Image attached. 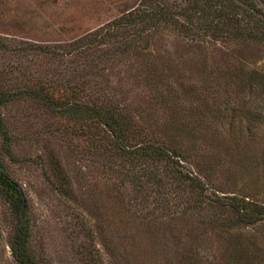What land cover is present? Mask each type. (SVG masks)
<instances>
[{
	"label": "rangeland",
	"instance_id": "rangeland-1",
	"mask_svg": "<svg viewBox=\"0 0 264 264\" xmlns=\"http://www.w3.org/2000/svg\"><path fill=\"white\" fill-rule=\"evenodd\" d=\"M140 3L0 0V85L11 94L1 111L13 152L2 157L24 191L32 249L43 264H183L184 254L177 248L183 237L173 242L166 225L178 213L160 210L154 196L161 194L150 188L145 194L130 179L137 166L112 144L105 126L87 115L62 113L49 96L69 104L113 102L148 134L174 139L185 152L183 165L216 193L246 194L264 203V93L258 83L234 91L224 73L229 62L238 71L256 69V79L264 75V41L198 45L174 25L162 24L146 30L140 56L135 49L122 53L108 39L80 45L90 39L87 33ZM239 106L249 112L237 116ZM198 107L211 109V115L199 116ZM12 228V210L0 194V264H16L9 248ZM245 229L251 234L248 253L264 264V220ZM202 236L199 261L192 263L214 264L220 255L215 235L207 229Z\"/></svg>",
	"mask_w": 264,
	"mask_h": 264
},
{
	"label": "trees",
	"instance_id": "trees-1",
	"mask_svg": "<svg viewBox=\"0 0 264 264\" xmlns=\"http://www.w3.org/2000/svg\"><path fill=\"white\" fill-rule=\"evenodd\" d=\"M258 1L264 4V0H141L137 9L126 11L100 29L87 33L85 38L90 39L80 45L106 43L101 41L108 39L111 40L110 46L121 48L122 53L135 49L136 55L140 56L142 53L139 49L143 46L141 38L147 36L145 32L151 27L162 24L174 25L179 29V33H187L198 45L217 40L244 44L262 42L264 41V9ZM241 9L248 13V18L245 20L242 18ZM220 48L224 49L227 46L222 44ZM228 63L224 62L227 67L224 73L230 76V78L226 77L230 89L235 91V87L243 88L245 85L256 88L259 84L261 92L264 93L263 74L256 79L258 73L256 69L248 71L241 68L238 71L239 69L235 67L231 69ZM162 74V71L157 72L156 78L163 83ZM193 85L183 86V91L192 89ZM163 87L168 91H174L173 88L166 86V82ZM75 88L74 86L71 88V94L74 96L78 93ZM163 92L164 90L161 94ZM10 96L9 89L0 85V194L10 205L13 213L9 248L16 264H43L32 249L31 221L24 191L19 182L6 170L2 157L4 153L11 157L13 155L1 111V105ZM49 97L51 104L62 113L72 114V117L87 115L92 124L102 123L111 134L112 144L137 166V172L132 173L130 179L134 180L145 194L148 188L150 191L155 189V193L161 194L158 197L154 196L160 204V210L164 207V210L178 213L177 216L169 217L166 225L169 227L168 232L172 231L173 237L170 238L173 242L183 237L180 240L182 244L177 245V248H182L184 251L183 256L180 257L183 264H194L193 261H199L196 255L201 249V241H198V238L203 237L207 229H211L214 233L213 242L220 254L214 264L257 263L251 258V253H248L251 247L247 246L246 240L250 239L251 234L245 228L264 220V203L246 194L216 193L203 177L191 170L192 168L183 165V162L187 161V158H184L185 152L175 146L174 139L162 140L158 134H148L143 127L135 125L130 120V113L125 114L113 102L89 98L81 105L69 104L63 98ZM200 108L198 107V110ZM210 111L211 109H200L196 113L205 118L211 115ZM246 112L249 110L241 111L239 106L237 116L245 115ZM212 116L216 120L221 118L219 112L213 113ZM245 127L251 129L252 126ZM159 187H162L161 190ZM177 188L181 189V192L176 196ZM146 197L148 200L149 196ZM146 200L144 202H147ZM149 211L155 216L152 209ZM180 226L181 228L185 226L182 228L185 235H180ZM186 231H193L195 235L191 237ZM244 255L247 257L245 258Z\"/></svg>",
	"mask_w": 264,
	"mask_h": 264
}]
</instances>
